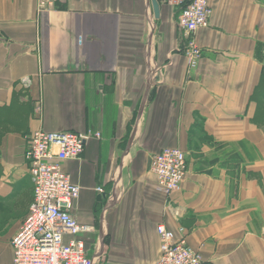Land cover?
I'll list each match as a JSON object with an SVG mask.
<instances>
[{
  "label": "crops",
  "instance_id": "crops-1",
  "mask_svg": "<svg viewBox=\"0 0 264 264\" xmlns=\"http://www.w3.org/2000/svg\"><path fill=\"white\" fill-rule=\"evenodd\" d=\"M157 1L155 18L148 0H54L41 13L0 0V264L33 198L30 136L89 129L100 138L62 168L98 262L153 264L163 223L184 228L203 264H264V0H209L190 73L178 8ZM175 146L187 173L166 196L150 164Z\"/></svg>",
  "mask_w": 264,
  "mask_h": 264
},
{
  "label": "built area",
  "instance_id": "built-area-1",
  "mask_svg": "<svg viewBox=\"0 0 264 264\" xmlns=\"http://www.w3.org/2000/svg\"><path fill=\"white\" fill-rule=\"evenodd\" d=\"M178 8L177 27L183 39L182 53L187 72H192L201 57L195 34L210 23L209 0H165ZM37 12L54 7V0H35ZM28 81L24 80L26 84ZM100 138V132L87 130H36L25 150L33 198L28 213L11 239V264H111L98 262L86 251L87 234L93 227L81 224L73 214L80 186L62 168V162L78 159L86 142ZM150 169L156 177L155 190L168 196L180 189L187 173L185 152L180 147H164L151 159ZM105 199L111 196L96 188ZM160 254L153 264H203L201 253L187 242L183 227L177 236L165 224L156 226Z\"/></svg>",
  "mask_w": 264,
  "mask_h": 264
},
{
  "label": "trees",
  "instance_id": "trees-1",
  "mask_svg": "<svg viewBox=\"0 0 264 264\" xmlns=\"http://www.w3.org/2000/svg\"><path fill=\"white\" fill-rule=\"evenodd\" d=\"M254 97H255V101H257V104L260 107L264 101V70L261 75L259 89L257 88Z\"/></svg>",
  "mask_w": 264,
  "mask_h": 264
},
{
  "label": "water",
  "instance_id": "water-1",
  "mask_svg": "<svg viewBox=\"0 0 264 264\" xmlns=\"http://www.w3.org/2000/svg\"><path fill=\"white\" fill-rule=\"evenodd\" d=\"M148 3L152 7V11L154 14V17L157 18L159 16V5L157 0H148ZM102 195H98L97 198L101 199Z\"/></svg>",
  "mask_w": 264,
  "mask_h": 264
}]
</instances>
